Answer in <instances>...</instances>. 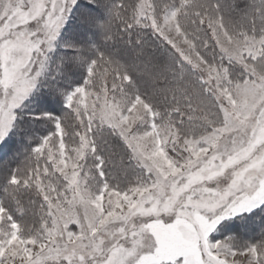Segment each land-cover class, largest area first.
I'll return each instance as SVG.
<instances>
[{"label":"snow or ice","instance_id":"obj_1","mask_svg":"<svg viewBox=\"0 0 264 264\" xmlns=\"http://www.w3.org/2000/svg\"><path fill=\"white\" fill-rule=\"evenodd\" d=\"M90 2L106 15L85 17L99 44L66 45L87 72L71 111L0 177V264H264V237L210 239L264 204V0ZM77 3L0 0V143Z\"/></svg>","mask_w":264,"mask_h":264},{"label":"trees","instance_id":"obj_2","mask_svg":"<svg viewBox=\"0 0 264 264\" xmlns=\"http://www.w3.org/2000/svg\"><path fill=\"white\" fill-rule=\"evenodd\" d=\"M106 15V10L99 4H93L90 0H78L73 14L60 34L59 43L51 55L47 77L44 76L39 91L18 110L15 125L9 137L0 148V177L11 174L23 160L31 154L32 150L42 139L55 131L54 123L45 114L61 118L71 111L66 104V96L72 88L82 85L87 79L85 68L73 67L67 58L75 55V50L66 47L68 44H99L101 35L98 30L91 28L86 22V15ZM146 32L145 39L158 44L156 37ZM123 44L111 45V50L124 49ZM109 144L103 149L115 151L113 160L121 158L120 149L123 142L110 133L105 135ZM104 154V151H102ZM117 166H119L117 162ZM109 169L111 166L108 167ZM107 170V169H106ZM110 175V174H109ZM109 176L108 181L114 183ZM3 185V181L0 180ZM18 215V214H17ZM249 226L250 232H246ZM228 234L242 243L253 244L264 237V205L258 210L240 216L235 220L227 221L223 226Z\"/></svg>","mask_w":264,"mask_h":264},{"label":"rangeland","instance_id":"obj_3","mask_svg":"<svg viewBox=\"0 0 264 264\" xmlns=\"http://www.w3.org/2000/svg\"><path fill=\"white\" fill-rule=\"evenodd\" d=\"M75 7H76V6H75ZM75 7H73L72 11L69 13L68 18H67V20H66V22H65L64 27L66 26L67 22H68L69 19L71 18V16H72V14H73V11H74V8H75ZM64 27H63V28H64ZM63 28H62V30H63ZM62 30H61V31H62ZM59 39H60V37H59ZM59 39H58V41H57L56 47H57V45H58V43H59ZM56 47H55V49H56ZM54 51H55V50H54ZM54 51H53V52H54ZM53 52L49 54L50 58H51V55L53 54ZM49 61H50V59H49ZM48 69H49V62H48V68H47V70L45 71V73H44V74L42 75V77L40 78V83H39V84L37 85V87L33 90V92L30 94V96H29V97L23 102V104H22L19 108H17V109L15 110V114H16V115H17L18 110H20V109L23 107V105H24L25 103H27L31 97L33 98V96L39 91L40 86H41V84H42V81H43V79H44V76H46V77L48 76V75H46ZM83 85H84V83H83L82 85H78V86L72 88L68 93H71L72 91L75 90V88L80 87V86H83ZM65 101H66V100H65ZM66 104H67V102H66ZM14 125H15V122H14ZM12 129H13V127L11 128V130H12ZM11 130L9 131V133H8V135H7L6 138L9 137V134H10ZM112 136H115V135H112ZM116 137H117V136H116ZM6 138H5V139H6ZM4 142H5V140H4ZM4 142H3V143H4ZM3 143H0V148H1V146H2ZM40 143H41V142H40ZM40 143H39V144H40ZM39 144L36 145L35 147L39 146ZM119 149H120L121 157H122V156H126V154H127L126 146H125L124 144H122L121 148H119ZM115 161L118 162L117 160H115ZM134 166H135V162H134V161H129V160L125 159V167H134ZM135 170H136V172H138V173L143 171V170L140 169V168H136ZM106 171L108 172L107 179L109 178V176H111L110 178H111L112 180H114V183L120 182V183H121V186H126V178L124 177V175H123V171L121 170L120 166H116L115 168L111 167L110 169L107 168ZM113 172H116V173L118 174V179H113V176H112V173H113ZM0 173H1V172H0ZM109 174H110V175H109ZM109 183H111V182H109ZM0 196H3V185H2L1 182H0ZM263 205H264V204L259 205V206L255 207V208L251 209L250 211H245V212H242V213H238V214H236L235 216H232V217L226 218L225 220L221 221V223L217 225V228H216V229L210 234V239L213 240V241H223V240H226V239H228V238H232V236H230V235L228 234V232H227L226 230H224V228H223L224 224H226L227 221H230V220L233 221V220H235L236 218H238V217H240V216H246L247 214H250V213H252V212L258 210V209L261 208ZM247 228H248V229H246L245 231H246V232H247V231L250 232L249 226H247ZM235 241H236L238 244H240V245L248 244V243H246V242H245V243H242V242H240L239 240H238V241L235 240ZM238 258L241 259L242 261H246L248 257H247V256H243V257H238Z\"/></svg>","mask_w":264,"mask_h":264}]
</instances>
